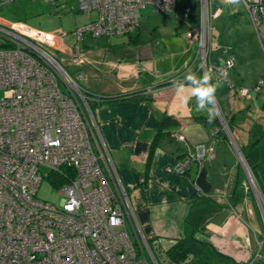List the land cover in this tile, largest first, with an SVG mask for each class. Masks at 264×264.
Listing matches in <instances>:
<instances>
[{
	"label": "built area",
	"instance_id": "1",
	"mask_svg": "<svg viewBox=\"0 0 264 264\" xmlns=\"http://www.w3.org/2000/svg\"><path fill=\"white\" fill-rule=\"evenodd\" d=\"M11 1L0 0V4ZM45 1L57 6V0ZM77 1L89 20L72 35L43 32L0 17V89L4 91L0 98V264H186V260L171 261L166 254L169 246L148 239L137 224L128 191L89 116L91 93L79 83L83 79L79 68L87 63L83 47L87 38L132 34L146 6H152L154 13L173 12L178 0ZM189 2L184 7L186 17ZM197 3L199 21L189 35L196 51L189 68L196 63L202 73L211 71L214 81L231 86L228 72L233 57L227 55L220 64L210 55L216 49L212 21L221 15L219 3L230 4L226 0ZM240 6L264 54V0H246ZM69 38L73 47L67 60L78 69L75 77L56 56L65 55L64 41ZM220 68L223 72L216 71ZM262 86L264 79L253 88L241 87L238 95L250 98L254 92L264 99ZM207 154L203 145L190 147L167 170L184 175L191 164L201 165ZM239 155L246 174L243 188L254 193L264 218V194ZM43 167L48 172L43 174ZM54 175L63 179L59 185L53 183L63 197L58 206L36 197L41 181ZM260 257L259 252L254 260Z\"/></svg>",
	"mask_w": 264,
	"mask_h": 264
},
{
	"label": "crops",
	"instance_id": "2",
	"mask_svg": "<svg viewBox=\"0 0 264 264\" xmlns=\"http://www.w3.org/2000/svg\"><path fill=\"white\" fill-rule=\"evenodd\" d=\"M185 5L186 0H178L173 12L169 13L173 14L177 6L182 12ZM189 6L191 11L187 18H196L197 0H190ZM219 6L225 20L237 19L231 14L238 13V6L222 3ZM71 10L75 11L73 7ZM152 13L159 18L153 26L157 34L171 29L183 35L184 42L175 38L165 48L164 43L148 44L139 23L134 33L120 36L119 41L87 38L89 41L83 42L87 63L79 68L83 74L81 85L91 95L104 98L92 100L94 121L128 191L137 224L148 239H159L169 247L176 241L184 242L189 249L186 264L250 261L264 264V218L253 192L243 188L246 174L231 138L224 135L229 134L224 130V133L218 131L211 136L217 121L203 122L201 119L206 114L194 111L195 101L191 105L183 103L172 86L173 81L184 77L195 53L196 43L189 44L185 34L193 24L190 21L187 24L181 16H166L169 18L166 20V17L156 15L162 12ZM142 18L141 13L140 21ZM64 42V58L67 59L73 41L69 38ZM230 54L236 61L232 50ZM227 55L225 53L222 59ZM211 58L215 59L212 55ZM68 69L73 73L78 70L73 66ZM197 75L202 74L197 72ZM131 94H141L144 98L131 97ZM221 97L217 96L219 106L222 105ZM251 100H255L254 105L260 102L256 106L259 115L264 116V99L258 94L244 99L237 95L233 108L228 103V110L221 106L220 109L228 118L234 115L235 120L237 113L245 116V111L252 107ZM165 115L174 117L177 124L162 130L149 159L151 142ZM233 130H230L232 135ZM253 130L264 133L261 127ZM243 143L245 146L237 144L264 194V178L256 172L257 163L249 159L253 151L245 154L248 146ZM199 144L213 150L201 168L191 164L184 175L167 170L186 150ZM247 195L249 199H246ZM259 252L261 257L254 260Z\"/></svg>",
	"mask_w": 264,
	"mask_h": 264
},
{
	"label": "rangeland",
	"instance_id": "3",
	"mask_svg": "<svg viewBox=\"0 0 264 264\" xmlns=\"http://www.w3.org/2000/svg\"><path fill=\"white\" fill-rule=\"evenodd\" d=\"M62 3H64L65 8L60 9ZM72 7L74 8L75 11L71 10ZM238 8H239L238 13L231 14V15H236L238 20L237 19L234 21H230L227 19L225 20V17L222 14L221 16H219L218 18L212 21L214 28L213 36H214V41L216 42V49H214L213 50L214 53H212L213 52L212 51L210 55L214 56L216 60L218 59L221 60L225 55V53L226 55L230 54V51L232 50L234 53V57H236V61L233 59L234 65L228 72V80H231L236 86L253 88L260 79H264V54H262L258 39L256 37L252 23L250 22V19L246 11L242 6H238ZM77 9H78L77 0H57L56 7H54L51 3L45 0H14L5 4H0V17H3L10 21L20 20L24 22L27 26L39 31H43V32L60 31L65 35H72L74 33V30L80 27V25L83 24L85 21L86 22L88 21L87 18L85 17V14L82 13L81 11L77 12ZM152 9H153L152 6L150 5L146 6L142 10L143 20L140 21L141 31L144 33V37L147 41L146 43L155 44V45L164 43L163 47L165 48V45H168V43L173 41L175 38L183 41V35L176 34L171 29H169L167 32H164L162 30L161 32H158V34L157 31L153 30L155 20H158L159 18L155 17V15H152L153 14ZM183 9L181 12V10L177 6L173 14L164 11L162 13L159 12L160 14H156V15L164 16V17L170 15L179 16V17L181 16L183 21L185 19L184 22H186L187 24L188 21H190L193 25L190 24L191 27L190 29L188 28V31L185 34L189 44H194V42L191 41L189 35L191 29L198 25L199 15L196 18L193 17L187 18L183 13L184 12ZM91 17L93 18L94 14H92ZM165 19L169 20L168 17H166ZM119 37L120 36L110 37L111 42L119 41ZM87 41L89 40H86L85 42ZM218 48L220 50H217ZM56 56L59 59V61H61L63 65L68 69L69 66L68 60L64 58V56L61 54H56ZM193 60H194V55L192 56L189 65L192 64ZM196 65L198 66V64L195 63L190 67V69L195 68ZM68 70L71 71L70 69ZM70 73L73 77H75V73L73 72ZM79 83L82 84L81 81H79ZM261 90H262L261 92L264 93V86H262ZM233 92L234 91H232V89L230 88L228 89L226 85L221 82V86L218 88V91L216 93V96L222 95L221 97L222 100L220 98L222 104L220 105L221 108L223 107V109L228 110V103L229 105L232 106V108L234 107L235 104L234 98L236 96L233 95L234 94ZM3 93H4L3 89H0V98L2 97ZM251 95L254 96L255 93L251 92ZM238 97H240L241 99L243 98L241 95H239ZM249 102H250L249 104L252 107L249 108V110L245 111L246 112L245 116L240 115L239 113L236 114L237 116L234 120V125H233L234 127L233 132L236 138L234 137V135L231 136L233 139L232 143L235 149L233 147L232 148L234 149V152L236 153L237 158L239 159L240 166H242L244 170V166L240 158L241 156L239 155V154L243 155V153L241 149H238L239 148L238 144L240 146H245L243 142H246L248 146V150L245 149L244 151L243 149V151L245 152V154H248V152L251 150L253 151L249 159L257 163L256 172L259 174L260 178L262 179L264 178V133L259 134V132L253 130V128L256 129L261 127L262 129H264V116L259 115L260 110L258 109V106H256L259 101L256 102L255 105L253 103L255 102V100H251ZM89 109H90L89 116L94 120L93 110L90 107ZM227 119L228 117L223 115L220 109V115L217 118V122L221 127L223 133L224 130L227 131V127H226V125L228 126ZM212 133L213 131H211V134ZM224 135L229 137V135L227 134ZM242 139H246V141H243ZM194 146L196 147L197 145ZM205 148H207L208 154L203 156L202 159L205 158L203 162L210 155H212V151H213L211 147L205 146ZM185 152H187V150ZM243 158H245L244 155ZM203 162L201 163V165L197 167L201 168ZM245 162H246V166H248V168L251 170L253 174V177L255 178V175L251 167L249 166L248 162L247 161ZM41 171L44 174L48 172V169L43 167L41 168ZM36 197L41 201L49 202L55 206L60 205L62 203V198H63L62 195L59 193V190L49 180L46 179H43L41 181L36 193ZM130 235L133 238L132 234ZM262 256H264V254H262Z\"/></svg>",
	"mask_w": 264,
	"mask_h": 264
},
{
	"label": "clouds",
	"instance_id": "4",
	"mask_svg": "<svg viewBox=\"0 0 264 264\" xmlns=\"http://www.w3.org/2000/svg\"><path fill=\"white\" fill-rule=\"evenodd\" d=\"M226 3L239 6L246 3V0H226ZM216 71L223 72V68ZM172 86L183 103L191 105V102L195 101L194 111L206 114L208 123H212L219 117L220 108L216 93L221 82L219 80L213 82L211 71L197 75L196 72L189 69L182 79L173 81Z\"/></svg>",
	"mask_w": 264,
	"mask_h": 264
},
{
	"label": "trees",
	"instance_id": "5",
	"mask_svg": "<svg viewBox=\"0 0 264 264\" xmlns=\"http://www.w3.org/2000/svg\"><path fill=\"white\" fill-rule=\"evenodd\" d=\"M78 11H79V9H77ZM83 25V24H82ZM128 35H130V34H128ZM112 37V36H111ZM110 38V37H109ZM97 39H101V38H97ZM196 48V47H195ZM195 51H196V49H195ZM195 54V53H194ZM231 55V54H230ZM232 56V55H231ZM233 57V56H232ZM212 59V61L213 62H219L220 64H221V61L223 62L224 61V59H222V60H215V59H213V58H211ZM234 59V58H233ZM189 66L190 65H188L187 66V69L189 70L190 68H189ZM192 69V68H191ZM194 72H196L197 73V70H198V72H200V73H202V71L200 70V69H198V66L196 65L195 66V68H193L192 69ZM203 74V73H202ZM213 82H215L214 80H213ZM222 83H224L225 85H226V87L229 89H232V91H234L233 93V95L235 96H237L238 94V90L241 88V86H236L232 81H230L229 83H231V86H229L227 83L228 82H226V81H224V80H222L221 81ZM228 91V90H227ZM122 96V95H121ZM121 96H119V97H121ZM131 97H136V98H139V99H143L144 97L141 95V94H131L130 95ZM239 96V95H238ZM91 99H89V101H88V104H89V107L92 109V103H93V101L92 100H98V101H101L102 99H104L103 97H96V96H93V95H90L89 96ZM119 97H110V98H112V99H116V98H119ZM110 98H106V99H110ZM244 99V98H243ZM203 122L204 121H207V117H202V119H201ZM216 121H217V119H216ZM227 122H228V127H229V130H233V125H234V115H231L228 119H227ZM217 124H216V126L215 127H213L212 128V130H214V129H216V127H218V128H220V126H219V124H218V122H216ZM174 124H177V122H176V119L174 118V117H171V116H163L162 117V119H161V123H160V128H159V130H158V132H157V134H156V136H155V138L153 139V141L151 142V145H150V152H149V159H150V157H151V154H152V152H153V149H154V147L156 146V144H157V142H158V140H159V138H160V136L163 134V132H162V130L164 129V128H168V127H170V126H172V125H174ZM220 130V133H222V129L220 128L219 129ZM182 156V155H181ZM52 184L54 183V184H57V185H59L60 183H63V179L62 178H60V177H58V176H56V175H54V177L51 179V180H49ZM157 240H159V239H157ZM167 257L171 260V261H179V260H186L187 259V257H188V254H189V249L187 248V246L185 245V243L184 242H181V241H176L171 247H169L168 248V250H167Z\"/></svg>",
	"mask_w": 264,
	"mask_h": 264
},
{
	"label": "water",
	"instance_id": "6",
	"mask_svg": "<svg viewBox=\"0 0 264 264\" xmlns=\"http://www.w3.org/2000/svg\"><path fill=\"white\" fill-rule=\"evenodd\" d=\"M226 127H227V133L229 134V137L231 138V140H233L232 139V134H231V132H230V130H229V128H228V126L226 125ZM235 144V143H234ZM238 149H240V148H238ZM239 152H240V150H239Z\"/></svg>",
	"mask_w": 264,
	"mask_h": 264
}]
</instances>
